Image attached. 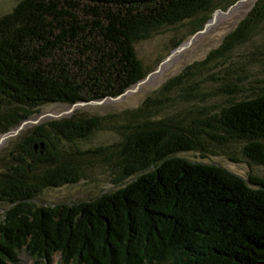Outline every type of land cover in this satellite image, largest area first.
Masks as SVG:
<instances>
[{"label":"trees","instance_id":"obj_1","mask_svg":"<svg viewBox=\"0 0 264 264\" xmlns=\"http://www.w3.org/2000/svg\"><path fill=\"white\" fill-rule=\"evenodd\" d=\"M237 1L15 0L0 15V137L44 106L119 97L163 62L145 66L139 42L186 23L193 36ZM263 22L257 0L218 49L135 109L92 117L76 109L15 137L0 157V203L9 207L0 264L18 263L22 250L37 262L60 254L64 264H264V176L246 180L177 156L204 150L209 139L216 148L242 143L243 157L264 166V91L238 100L241 80L208 94L196 82ZM183 42L173 39L172 51ZM211 96L226 104L211 113L180 107ZM100 132L119 139L81 149ZM88 162L109 169L118 189L88 202L34 203L46 189L78 183Z\"/></svg>","mask_w":264,"mask_h":264},{"label":"rangeland","instance_id":"obj_2","mask_svg":"<svg viewBox=\"0 0 264 264\" xmlns=\"http://www.w3.org/2000/svg\"><path fill=\"white\" fill-rule=\"evenodd\" d=\"M257 0H248L233 9L228 15L221 16L217 22L205 34L198 36L193 43L179 56L169 62L165 70L144 86L140 92L129 95L121 102L107 101L102 105H86L76 110L80 117L104 116L109 113H118L127 109L139 107L145 98L158 90L167 80L181 73L187 66L205 60L211 52L218 49L227 35L233 32L238 24L246 17L254 7ZM15 5V0H0V15L9 12ZM192 37L188 23L178 28L165 29L151 40L139 42L136 51L139 59L145 66L155 68L159 62L167 59L173 48V39H182L183 44ZM205 71H201L196 82L199 83L202 92L214 93L220 82L232 79L234 82L242 81L244 93L238 96V100L247 99L253 94L264 91V22L251 34L250 39L241 46L236 47L225 57L212 63ZM226 98L208 97L201 102L180 107L192 108V110L206 109L214 111L217 107L225 105ZM180 107H174L171 113L180 111ZM69 108L61 104L44 106L42 114L59 115ZM46 121V120H45ZM118 136L111 132H100L94 135L88 142L81 143L82 150L95 148L102 145H111L118 140ZM11 142V143H10ZM204 150H197L178 154L190 161L213 164L227 169L244 179L250 176L263 177L264 166L249 162L242 155V143H227L222 148H216L207 139ZM15 143L12 138L0 147L1 154L11 149ZM230 157L236 158L238 162L231 161ZM84 177L76 184L65 185L60 188L46 189L34 200L37 205H59L75 204L79 202L92 201L101 195L118 189L113 180L112 172L104 166L88 162ZM136 176L128 179L125 184L130 183ZM9 209L6 203H0V217ZM16 264H64L61 255L55 254L50 262L35 261L25 250L18 255ZM170 264V263H162Z\"/></svg>","mask_w":264,"mask_h":264},{"label":"water","instance_id":"obj_3","mask_svg":"<svg viewBox=\"0 0 264 264\" xmlns=\"http://www.w3.org/2000/svg\"><path fill=\"white\" fill-rule=\"evenodd\" d=\"M248 0H239L237 1L235 4L231 5L227 10H216L213 14L211 19L206 23L205 27L203 30L195 33L190 40L185 43L182 44L181 46H179L177 49L173 50L170 54V56L165 59L157 68L155 71L151 72L150 74H148L146 76L145 79H143L142 81L138 82L135 86H133L132 88H130L129 90H127L124 94L120 95L117 98H110L111 102H121L124 99H126L129 95L131 94H136L138 92H140V90L148 85L151 81H153L156 77H158L164 70L166 65L171 62L175 57L179 56L184 50H186L192 43L193 41L198 37L201 36L203 34H205L208 30H210L212 28V26L217 22L218 18L221 16H225L228 15L233 9L237 8L239 5L245 3ZM106 102V100H102V101H91V102H81V103H77L75 105H73L72 107H70L67 111L59 114V115H51V114H42L36 118L27 120L25 122H23L18 128L10 131L7 134H4L3 136L0 137V147H2L4 144H6V142L8 140H10L11 138L17 137L21 132H23L25 129L32 127V126H37L41 123H43L45 120L48 119H60V118H64V117H70L76 109L80 108V107H84L86 105H102ZM41 147L43 148V145H41ZM38 147L35 146V149H37Z\"/></svg>","mask_w":264,"mask_h":264}]
</instances>
